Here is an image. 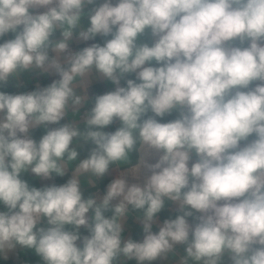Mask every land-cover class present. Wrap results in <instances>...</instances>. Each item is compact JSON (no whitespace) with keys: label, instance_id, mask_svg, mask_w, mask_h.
<instances>
[{"label":"clouds","instance_id":"1","mask_svg":"<svg viewBox=\"0 0 264 264\" xmlns=\"http://www.w3.org/2000/svg\"><path fill=\"white\" fill-rule=\"evenodd\" d=\"M22 252L264 264V0H0V260Z\"/></svg>","mask_w":264,"mask_h":264},{"label":"crops","instance_id":"2","mask_svg":"<svg viewBox=\"0 0 264 264\" xmlns=\"http://www.w3.org/2000/svg\"><path fill=\"white\" fill-rule=\"evenodd\" d=\"M84 45H78L77 47H82ZM32 82L30 79H25L24 85L28 86L30 84H32ZM41 82L43 84L48 83L49 81L47 79H42ZM113 86L111 84L108 83H103V82H97L93 85L91 91L97 94H101L104 91L110 90ZM6 91H10V92H16V91H24V87L22 88H16L14 86H9L7 89H3ZM115 126H113L111 129L109 130H114ZM43 130H37V132L34 133L35 137H39V135L42 134ZM27 179L30 180V182L35 183L37 186H40V182L39 181H31L30 177H25ZM57 183H62L64 182L63 179L61 178H57L56 181ZM105 183H107V181H105ZM169 215H171V213L166 209L164 212H162L160 214V218L161 220L168 217ZM155 230V228H154ZM131 235L134 239H141L142 238V230L140 228L139 225H136L134 223H132V221H129V228L126 229L125 232V236ZM38 260V258L34 257L33 255L29 254V253H20L18 256L16 257H11L9 259V261L5 262L3 260H0V264H36V261ZM129 264H135L134 261L129 262Z\"/></svg>","mask_w":264,"mask_h":264},{"label":"built area","instance_id":"3","mask_svg":"<svg viewBox=\"0 0 264 264\" xmlns=\"http://www.w3.org/2000/svg\"><path fill=\"white\" fill-rule=\"evenodd\" d=\"M41 82V81H40ZM42 83V82H41ZM43 84V83H42ZM35 86V82H32V84H30V85H28V86H26V85H24V91H26V90H30V89H32L33 87Z\"/></svg>","mask_w":264,"mask_h":264}]
</instances>
